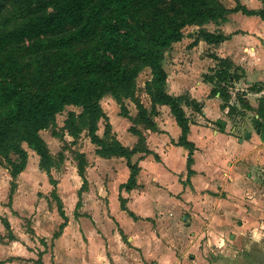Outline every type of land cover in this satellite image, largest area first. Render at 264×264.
Masks as SVG:
<instances>
[{
    "label": "crops",
    "instance_id": "0c3cea01",
    "mask_svg": "<svg viewBox=\"0 0 264 264\" xmlns=\"http://www.w3.org/2000/svg\"><path fill=\"white\" fill-rule=\"evenodd\" d=\"M220 2L229 10L224 18L188 25L162 61L167 92L188 93L203 105L201 111L183 105L193 149L180 142L183 128L169 105L157 104L155 126L148 127L136 120L132 98L123 99L126 117L111 94L101 105L129 158L98 153L85 130V138L72 144L84 155L85 178L72 158L69 169H57L54 184V171L51 177L40 155L23 143L28 158L15 177L11 164L0 162V264H219L243 250L264 256V140L254 124L264 97V18L258 13L264 0ZM201 32L225 39L209 42ZM215 56L230 59L240 76L229 87L235 114L205 79L218 66ZM144 69L140 100L150 113L146 82L152 73ZM254 85L261 90L250 91ZM243 93L252 109L242 106ZM47 131L40 134L54 158L63 141L46 137ZM64 140L74 139L67 132ZM11 157L18 162V155ZM129 160L137 173L128 188Z\"/></svg>",
    "mask_w": 264,
    "mask_h": 264
},
{
    "label": "trees",
    "instance_id": "16d2710c",
    "mask_svg": "<svg viewBox=\"0 0 264 264\" xmlns=\"http://www.w3.org/2000/svg\"><path fill=\"white\" fill-rule=\"evenodd\" d=\"M238 7L245 13L252 12ZM228 11L220 0H42L28 20L0 31V156L6 149L7 153L13 152L9 158L11 154L18 155V162L12 158L9 162L13 176L26 165L28 152L23 143H27L40 155L41 167L52 177V157L40 132L48 129L68 105L82 108L79 115L70 111L72 135L87 130L91 141L99 146L98 153L129 158L131 151L111 135V125L101 105L107 94L118 100L126 117L130 116L123 99L132 98L139 109L136 120L148 127L155 126L152 114L157 112V104L169 105L183 128L180 142L193 149L187 140L190 120L183 105L197 111L203 105L188 93L173 96L167 92L164 52L182 40L188 25L224 18ZM258 13L264 18V9ZM201 35L213 43L225 39L221 34ZM19 45L25 55L38 56L34 82L28 77L26 65L14 51H9ZM215 59L218 66L205 74V79L214 84L212 94L219 92L230 113L235 114L238 108L229 105V87L231 78L240 76L231 71L230 59ZM145 67L152 73V79L146 82L153 103L150 113L136 90L137 77ZM260 90L256 85L250 89ZM245 94L238 98L244 108L252 109L243 97ZM256 112L259 117L254 118V124L264 130V97ZM102 118L106 121L104 134L112 142L98 134ZM13 138L16 143L11 142ZM78 154L79 173L85 178V158ZM129 166L132 173L128 188L135 183L137 173V166L130 160Z\"/></svg>",
    "mask_w": 264,
    "mask_h": 264
},
{
    "label": "rangeland",
    "instance_id": "374dc122",
    "mask_svg": "<svg viewBox=\"0 0 264 264\" xmlns=\"http://www.w3.org/2000/svg\"><path fill=\"white\" fill-rule=\"evenodd\" d=\"M40 1L42 0H1L2 7L0 8V31L16 27L22 24L24 21L28 20L31 16L35 14L37 4ZM9 51H14L16 55L21 59V61L26 65L28 77L31 81L34 82L35 65L38 56L25 55L24 48L22 45L10 48ZM136 65L139 64L136 63ZM147 75L148 74H145V69H143L139 74L138 79L136 80V90H137L138 98L143 96L142 92L144 91L143 87L147 79ZM71 109L72 110L66 108L65 112L58 114L54 122L48 128V131L46 132L47 134L46 133L44 134L48 138H50V136L54 134L60 138L59 141H63L62 144L63 150L60 151L54 158H52L51 170L54 171L53 172L54 184H56L58 181L57 180L58 178H56V176H58L57 171L59 170L61 165H65L69 169L72 166L71 165V163L73 162L72 158L75 159V161L78 163L79 154L72 148V144L76 143L79 138L81 140L85 138V134H84L85 130H83L81 134L78 136H76L77 134H75V136L71 134V131L69 129L70 111H74L76 115H79L82 112V108L75 105H71ZM105 122L106 121L104 120V118L100 120L99 135L102 136L104 140L108 142H112L113 141L112 138L107 137L104 134ZM67 132L70 135L71 139L74 140H69V141L64 140V136H66ZM87 134L88 131L86 132V136L89 135ZM11 142L16 143V139L13 138ZM7 150L8 149H6V151H4L0 156L1 163H9L10 161L12 162L11 158L13 159L14 156L9 158V154L13 152L7 153ZM66 158L68 159V162L65 161ZM52 197L54 200L60 202V199L57 195H54L52 193ZM27 224L30 230L31 221H28ZM219 264H264V256L261 254L250 253L248 252V250H243L240 252V254L236 256L225 257V261Z\"/></svg>",
    "mask_w": 264,
    "mask_h": 264
},
{
    "label": "water",
    "instance_id": "95a60500",
    "mask_svg": "<svg viewBox=\"0 0 264 264\" xmlns=\"http://www.w3.org/2000/svg\"><path fill=\"white\" fill-rule=\"evenodd\" d=\"M218 122H219L220 124H222L223 126H225V124H226V122L223 121V120H221V119L218 120ZM257 132H258V133H261V137H262V139L264 140V130H261L260 128H257ZM246 137H250V133H249V132H247Z\"/></svg>",
    "mask_w": 264,
    "mask_h": 264
}]
</instances>
